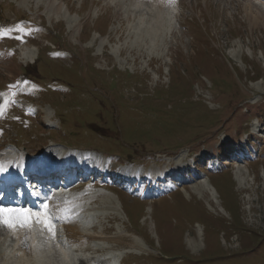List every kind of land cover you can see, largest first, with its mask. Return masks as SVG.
Wrapping results in <instances>:
<instances>
[{
	"label": "rangeland",
	"instance_id": "374dc122",
	"mask_svg": "<svg viewBox=\"0 0 264 264\" xmlns=\"http://www.w3.org/2000/svg\"><path fill=\"white\" fill-rule=\"evenodd\" d=\"M52 1L62 5H55L62 9V14L64 7L69 9L68 23L56 17L61 13L56 15L55 8L49 10ZM92 1L95 6H91ZM260 2L264 0H167L141 13L139 6L120 4L118 0H0V22L13 21L15 25L1 35L2 42L8 46L19 37L23 44L35 46L31 48L34 57L39 50L36 73L34 69L30 73L20 70L18 76H25L34 86L24 89L23 99L27 103L48 105L57 112L64 134L54 132L55 140H63L64 136L65 145L93 149L104 156L150 168L166 167L187 157L189 162L213 147L207 146L209 138L219 134L217 139L224 143L232 127L239 131L248 129L250 138L245 148L241 146L245 142L242 136L239 145L223 144L214 158L196 159L198 178L186 172L183 178L178 177L180 181L165 184L171 187L168 191L163 187L165 191L161 192L154 186V194L142 198V182L133 181L137 185L126 188L110 184L104 187L114 194L110 207L118 210H109L101 199L87 204L89 208L95 207L94 214L99 212L91 217V224L97 227L94 232L103 230L108 237L102 239L110 247L103 244L105 250L99 256H118L119 264H264V83L260 95L254 82L264 77V5ZM257 11L261 16L256 17ZM90 12L91 19L85 23ZM28 17L33 21L31 30H26L29 28L25 23L18 28L15 21ZM80 25L83 28L79 34ZM96 33L102 37L97 38ZM94 37L96 43L89 56L83 47L89 46ZM100 40L106 44L103 50ZM74 45L80 48L74 49ZM65 50L74 54L68 64L59 57ZM217 51L230 57L242 80L241 74L245 72L253 75L245 83L246 100L237 108L236 97L242 94L240 81L225 69ZM16 65L5 74L18 73ZM4 67L0 63V100L6 103L12 91ZM205 77L214 84L211 97L206 93L211 82ZM200 78L204 79L201 85H205L208 96L202 102L189 98V84L200 83ZM260 96L262 102H257ZM254 102L257 104L250 105ZM16 109L5 106L8 124L15 133L23 134L17 139L22 146L19 148L27 146L28 150L31 144L40 143L28 137L31 130L40 139L48 137V132H38L40 127L28 114H23L21 124L16 119ZM51 114L55 115L52 111ZM44 121L53 125L50 120ZM222 123L214 131L213 127ZM8 136L15 139L8 134L3 139L5 144ZM51 144L56 143L49 142L45 149L49 150ZM236 145L240 151L230 155ZM53 147L59 149L58 145ZM147 154L163 157L164 162L152 158L148 162ZM238 172L243 173L242 180ZM80 226L86 232L87 225ZM5 228L0 225V251L5 253L0 254V264H17L19 257L10 253L14 240L4 237L9 235ZM122 231L131 234L132 239L126 233L118 237L117 233ZM53 243L38 240L40 258L35 264L56 263L51 260L53 257L46 256L53 253ZM139 244L158 248L159 257L155 258L156 253L144 247L147 255L134 256V247Z\"/></svg>",
	"mask_w": 264,
	"mask_h": 264
},
{
	"label": "bare ground",
	"instance_id": "6f19581e",
	"mask_svg": "<svg viewBox=\"0 0 264 264\" xmlns=\"http://www.w3.org/2000/svg\"><path fill=\"white\" fill-rule=\"evenodd\" d=\"M157 1L158 0H118V2L120 4H124L125 2H128V4L135 5V8H137V6H139L138 8H139L141 13L144 10L150 9V8H152L155 5L159 6L160 2L156 3ZM25 2H28V0H25ZM55 2H57V0H55ZM263 4H264V2H262V4H260V5H263ZM48 7H49V10L55 8L56 15H58L59 12L60 13L62 12V9L56 7L53 1L50 3V5ZM46 10H47L46 12H48L49 14L52 13V12H49L48 9H46ZM135 10H137V9H135ZM149 11L150 10H147V12H149ZM255 14H256V17L257 16H261V13H259L258 11L255 12ZM128 17H130V16H128ZM132 17H134V16H132ZM70 22H72V21H70ZM32 49H29V50L28 49L27 50L24 49V50H26L25 52L23 50L24 53L21 51L20 55L22 56V58L25 59L24 60L25 62H33V60L35 59L36 55L34 57V51ZM44 118L47 121L50 120V116L47 113V111L45 112V117ZM50 152H51V150H50ZM18 154H21V155L24 156V154H26V153H22V152L16 153V155H18ZM10 155H11V151H3V153L0 155V164H2L3 162H6L8 160V158L11 157ZM19 160H20V155H18L17 159L14 162H18ZM129 173H130V171L125 170V175L126 174L129 175ZM156 173L158 174L157 171H156ZM238 176L242 180L243 173L242 172H238ZM46 195L49 196L47 198V201H48L47 211H49L51 213H53V212L56 213L57 217L59 218V220L63 224V229L64 230L67 229L70 232L71 238L74 241H76L75 245L73 247H70V249H65L64 247H61L59 245L58 246V250L54 251V253H52V254H50V252H49V253L46 254V256H49V254H50V259H51V257H53L54 259H51V260H54L56 262L55 264H76V263L77 264H86V263H89V262L91 263V261H94L95 263L96 262H98V263H108L111 259L114 261V263H110V262L109 263L110 264H116L115 261H117L118 256H114V257L99 256V254L105 250V248L102 247V245L105 244V242L103 241L101 236L100 235L91 236L90 234L86 233L85 232V228L81 227L79 222L77 220H75V218H74L75 215L81 214V213H85V215H87V213H88L89 215H91V212L94 213L93 208L91 210L90 209H83V210H80V212L79 211H73L72 208L74 207L73 206L74 202L75 203L76 202L80 203L82 201V199H74L73 202L69 203V205L68 204L61 205L62 201H65V199H64L65 197H61V196H58L56 194L50 195L49 193L46 194ZM113 196H114V194L98 193V194L95 195V197H92L91 199L99 198L103 202H105V204H107L109 206L108 207L109 210L111 209V210H115L116 211V210H118L117 207L114 208V209L110 207L111 203L114 201V199L112 198ZM66 207L69 208V211H67V212L65 211ZM34 209L35 208H33V207H30L29 211L28 210H23V209H16V210H12L10 212V214H8V215L1 214L0 217L9 218V219H19L21 217L22 218L25 217L26 214H28V212H29V213H32V216H33L34 220H37L42 225H44L43 221H45V220L48 221L47 212L41 211V210L34 211ZM4 211L6 213H8L6 210H4ZM18 211H20L21 213L20 212L17 213ZM33 223H34L33 221L32 222L30 221L29 226L27 228H24V230L19 231L17 233H14L13 237H11L14 240V243L12 244V242H11L10 253H12L13 255L15 254V255H17V257H19V262H17V264H27V263L35 264V263H37V259H36V262H35V258H34L35 254H34V251H33L34 250V246H35L34 245L35 235H34V230H33V227H34ZM5 233L7 234L8 231H5ZM4 237L7 239V238L10 237V235H7V236L5 235ZM91 239H95L99 243L93 245L92 242H94V241L91 240ZM136 240L137 239H133V242H134L135 245L138 244L136 242ZM5 242L6 241L4 239L3 243L5 244ZM100 242L102 244H100ZM12 247L14 248V250L12 249ZM0 249H2V248H0ZM16 249L17 250L19 249V250H22V251L18 250L19 251L18 252V251H16ZM98 249H101V250L98 252ZM0 254H1V251H0ZM3 254L5 255V253H3ZM3 254H1V256ZM90 255H91V257H90ZM58 258H59L60 262L58 261ZM38 260H39V258H38ZM118 261H117V263H118ZM13 262H14V260H13Z\"/></svg>",
	"mask_w": 264,
	"mask_h": 264
},
{
	"label": "snow or ice",
	"instance_id": "6c2138e0",
	"mask_svg": "<svg viewBox=\"0 0 264 264\" xmlns=\"http://www.w3.org/2000/svg\"><path fill=\"white\" fill-rule=\"evenodd\" d=\"M47 207V205H45ZM31 218L29 216L23 217V219H20L18 221H13L9 218H2L0 217V225L6 227L7 229L11 230L13 228H27L29 226ZM45 229L50 233L53 234L52 230V224L48 222L47 220L43 221Z\"/></svg>",
	"mask_w": 264,
	"mask_h": 264
}]
</instances>
